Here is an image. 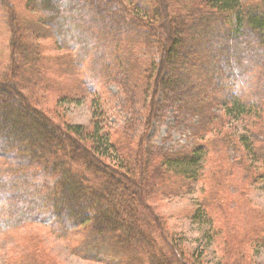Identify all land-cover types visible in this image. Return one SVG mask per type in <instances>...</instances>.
Instances as JSON below:
<instances>
[{"label":"trees","instance_id":"16d2710c","mask_svg":"<svg viewBox=\"0 0 264 264\" xmlns=\"http://www.w3.org/2000/svg\"><path fill=\"white\" fill-rule=\"evenodd\" d=\"M22 1L27 11L11 12L17 79L0 83L2 224L15 229L48 226L63 237L80 233L74 252L91 261L111 256L128 264H188L169 242L162 220L142 198L151 188L164 189L169 197L186 192L195 180L190 171L197 163L205 165L210 148L218 144L241 152L247 149L254 164L242 156L236 166L247 172L246 182H264V88L259 89V83L264 84V0ZM150 13L155 17L149 22L145 17ZM42 40L68 53L48 59L70 73L72 68L87 66L93 69L85 74H110L117 67H135L136 72L145 66L144 74L152 82L154 74L168 75L157 82L156 94L164 90L179 98L188 93L186 89L196 91L178 108L191 118L196 141L173 152L153 149L123 155L111 133L100 134L97 123L90 130L82 126L62 130L19 94L23 75L34 72L33 81L42 85L50 79L41 67ZM159 42L160 54L154 63L141 59L139 51L134 54L140 43L141 50H150ZM250 68H257L256 91H248L247 98L227 92L229 82L244 87L252 82L244 84ZM84 84L89 89L96 85L87 79ZM215 107L225 109L220 112L224 115L239 113L256 122L242 138L224 136L214 145L206 138L216 117ZM194 118L199 122H193ZM88 139L94 143L92 149L83 145ZM114 150L122 155L120 170L106 161ZM229 169V176L230 172L234 176L236 167ZM212 203L201 212L214 222L208 210ZM211 230L213 238L216 228ZM161 239L165 240L162 245ZM254 242L264 244V235ZM41 253L42 247L34 244L27 260L14 264H42Z\"/></svg>","mask_w":264,"mask_h":264},{"label":"rangeland","instance_id":"374dc122","mask_svg":"<svg viewBox=\"0 0 264 264\" xmlns=\"http://www.w3.org/2000/svg\"><path fill=\"white\" fill-rule=\"evenodd\" d=\"M248 1L242 0V3ZM25 8L22 0H0V83L17 79L11 52L14 45V17L11 12L23 13L27 11ZM154 15L150 13L145 19L150 22ZM51 43L48 40L40 41L45 54L41 67L46 69L50 79L48 82L43 79L47 83L42 85L33 81L34 72L29 76L23 75L19 83V94L27 96L33 104L32 108L40 110L62 130L74 126L90 130L97 123L101 128L100 134L111 133L113 142L122 147L123 155H136L139 151L152 152L153 149L173 152L196 141L191 132L192 127L189 126L191 118L178 111L179 106L196 91L186 89L188 93L179 98L174 93L166 94L164 90L156 94L157 82L168 75L162 74V71L154 74L156 80L152 82L146 78L149 74H144L145 66L139 67L136 72L133 71L135 67L132 70H118L120 68L117 67L110 74H95L92 70V74H85L87 69H93L87 66L81 70L72 68L73 72L70 73L62 64L56 65L49 61L51 57L68 55ZM140 44L134 54L139 51L141 59L154 63L160 54L161 43L156 45V49L150 50H141L143 47L139 48ZM256 69L248 70L251 72L246 76L244 84L252 82L245 87L238 82H229L227 92L241 94L244 98L248 97V91L254 93L259 83L253 81ZM86 79L95 83V88H87L84 84ZM259 84V89L264 88L263 83ZM250 86L254 89H250ZM223 110L221 107L212 110L216 117L206 139L214 145L224 136L242 138L256 122L254 117L245 120L239 113L224 115L220 113ZM197 120L199 122V119L194 118L193 122ZM83 145L92 149L94 143L88 139ZM245 151H238L232 145L213 146L207 154L205 165L197 163L190 171L194 172L195 180L186 192L171 197L164 196V189L151 188L147 193L144 192L143 203L162 220L169 242L184 254L188 264H264V244L254 242L257 237L264 235V182L253 184L249 180L245 181L247 172L236 166V160L242 156H248L249 163L254 164L249 151ZM120 155L119 150L111 151L107 164L120 170ZM229 166L236 167L234 176L231 172L229 176ZM200 172L202 177L199 180ZM244 188L247 191L242 193ZM210 203L212 206L208 210L214 215V222L208 221L201 212V209L206 208L205 204ZM213 226L216 230L212 238ZM11 227L2 224L0 219V264L26 261L34 244H39L44 250V253L38 255L43 258L42 264L129 263H126V259L111 256L105 261H91L76 254L74 248L81 238L80 233L63 237L48 226ZM163 242L165 240L161 239V245ZM175 255L178 258V254Z\"/></svg>","mask_w":264,"mask_h":264}]
</instances>
